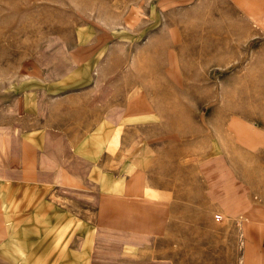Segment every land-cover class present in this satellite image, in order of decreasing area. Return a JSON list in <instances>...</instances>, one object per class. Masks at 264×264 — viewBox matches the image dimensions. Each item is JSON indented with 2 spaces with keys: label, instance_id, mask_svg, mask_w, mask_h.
Instances as JSON below:
<instances>
[{
  "label": "rangeland",
  "instance_id": "obj_1",
  "mask_svg": "<svg viewBox=\"0 0 264 264\" xmlns=\"http://www.w3.org/2000/svg\"><path fill=\"white\" fill-rule=\"evenodd\" d=\"M235 114L264 125V26L229 0H0V264H239Z\"/></svg>",
  "mask_w": 264,
  "mask_h": 264
},
{
  "label": "crops",
  "instance_id": "obj_2",
  "mask_svg": "<svg viewBox=\"0 0 264 264\" xmlns=\"http://www.w3.org/2000/svg\"><path fill=\"white\" fill-rule=\"evenodd\" d=\"M239 12L264 26V0H229ZM233 150L256 158L258 170L264 166V125L233 115L226 130ZM227 163L238 161L225 153ZM228 164V165H229ZM241 173V174H240ZM260 174V175H259ZM246 175L244 171L232 174L226 164L208 174L207 196L224 215L239 222L241 253L239 264H264V173ZM251 185L257 192L251 190ZM151 231V229H150Z\"/></svg>",
  "mask_w": 264,
  "mask_h": 264
}]
</instances>
